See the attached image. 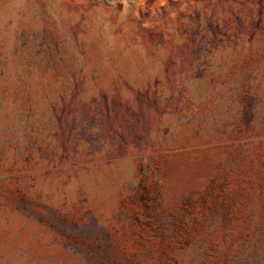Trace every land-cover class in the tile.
I'll list each match as a JSON object with an SVG mask.
<instances>
[{
    "label": "rangeland",
    "instance_id": "rangeland-1",
    "mask_svg": "<svg viewBox=\"0 0 264 264\" xmlns=\"http://www.w3.org/2000/svg\"><path fill=\"white\" fill-rule=\"evenodd\" d=\"M0 264H264V0H0Z\"/></svg>",
    "mask_w": 264,
    "mask_h": 264
}]
</instances>
